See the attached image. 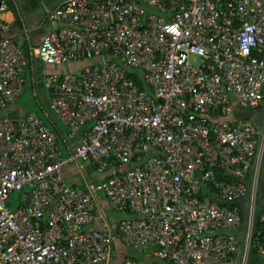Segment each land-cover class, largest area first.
Returning a JSON list of instances; mask_svg holds the SVG:
<instances>
[{
	"label": "built area",
	"instance_id": "2783aa9c",
	"mask_svg": "<svg viewBox=\"0 0 264 264\" xmlns=\"http://www.w3.org/2000/svg\"><path fill=\"white\" fill-rule=\"evenodd\" d=\"M45 20L34 46L24 23L28 53L0 35V110L24 91L28 56L97 59L40 74L66 132L32 109L0 114V264H109L118 238L150 264H246L250 245L264 255V229L252 232L264 125L230 117L264 97V0H58ZM77 159L109 173L67 183L62 166ZM99 192L127 212L115 230L89 227Z\"/></svg>",
	"mask_w": 264,
	"mask_h": 264
},
{
	"label": "crops",
	"instance_id": "0c3cea01",
	"mask_svg": "<svg viewBox=\"0 0 264 264\" xmlns=\"http://www.w3.org/2000/svg\"><path fill=\"white\" fill-rule=\"evenodd\" d=\"M7 1H8V7L3 12V18L7 21L8 26L5 29H0V35H7L14 38L18 43H20L24 51L27 50L28 52L30 43L26 41L24 23H26L27 26H29L31 44L33 46L38 44L43 34L51 28L49 27V25L42 27V24L45 22L43 21V19L45 17L46 11L48 7L55 4L58 0H50L51 2H48L47 0H42V1L38 0V3L41 2L45 6L44 10L41 13L42 16L40 18L38 17V14L34 15L33 12L29 10L31 8H34L33 5L35 4V0H7ZM28 13H32V16H29ZM93 59H97V57L86 58L85 61H88L90 63L93 61ZM31 66H34L35 72L36 70L37 71L41 70L40 74L42 70H45L47 68L51 69V66L49 64L43 63L38 58L31 59L28 57L27 62L23 67V72H28L30 74ZM37 96H39L38 99ZM37 96H34V98H36L37 100L36 102L40 104L41 107H42V103L49 106L48 94L44 86L37 89ZM245 110L248 111L250 110L249 112L252 114V116L249 114L245 115ZM26 111L28 110L24 111L20 107V105L13 102L10 106L6 107L5 109H2L1 113H6L11 117H13L14 119L19 120ZM237 115H243L248 117L249 119L252 118L251 120L255 119L258 121L256 122L259 123L260 126H263L264 97L261 101V104L253 109H242V107L235 105V108L233 112L230 114V117H234ZM62 128L63 131L66 132L67 129L66 126L63 125ZM123 166H125V164ZM260 168H261V164H260ZM260 168L258 174L260 173ZM94 169L97 170L95 168V165L92 164L91 162L77 159L71 162H65L62 166V173L67 183L85 185L88 180H93L90 179V177H88V172L89 173L94 172L97 174V172H95ZM103 171H104L103 176L109 173L108 169H104ZM257 188H258V183H257ZM256 191H255V196H256ZM263 193L264 192H262V197L264 198ZM250 195H251L250 193L247 194L246 198L247 197L250 198ZM243 205L244 203H242V206ZM95 211H96V217L93 220V222L90 223L89 227L97 228L99 230H106L107 228H110L111 230H115L117 222L122 217L127 215L126 211L117 210L112 205H110L108 199H106L105 195L102 192L98 193L96 205H95ZM125 248H126L125 245L118 238L114 243L112 258L109 264H122L124 258L127 256Z\"/></svg>",
	"mask_w": 264,
	"mask_h": 264
},
{
	"label": "rangeland",
	"instance_id": "374dc122",
	"mask_svg": "<svg viewBox=\"0 0 264 264\" xmlns=\"http://www.w3.org/2000/svg\"><path fill=\"white\" fill-rule=\"evenodd\" d=\"M33 6H34V8H31L29 10H31L34 15L38 14V17L40 18L42 16L41 13H42V11L45 8L44 4L41 3V2L38 3L35 0V4ZM149 10H151V9L149 8ZM28 14H29V16H32V13H28ZM43 21H44V19H43ZM47 25H49V27H52V26H54V23H52V22L49 23L48 21L45 20V22L42 24V27H45ZM104 58L105 59L119 58V56L112 57V56H110L108 54H105ZM121 59L122 58H120L119 61H121ZM95 60L96 59H93V61H95ZM197 60H198V58L196 56L192 57V61L193 62H197ZM87 63H89V62L85 61V60L82 61V62H70V63L62 64L60 67H57V66L53 65V66H51V69L47 68L45 70H53V69L54 70L55 69H60V70H64V71L69 70V69L74 70V69L80 68L82 65H86ZM135 68L136 67L126 66V69H128V70L130 69V70H133L134 72L138 73V75L142 79L141 71L138 70L137 68L136 69ZM43 71L44 70H42V72ZM35 73H37V75H38L37 71ZM28 76H29V74H28ZM32 95L33 94L31 93V91L29 89H26L23 93H21L20 97L15 101V103L20 105V107L25 111L26 109H28L29 107H32L34 105L33 104L34 102H33V96ZM242 109H249V108H242ZM249 111L245 110V115L249 114V115L252 116V114ZM0 114H1V110H0ZM253 120H255V119H253ZM255 121H257V120H255ZM95 172H97L98 175L96 173H94V172H90V173L88 172V177H90V179H93L94 181H98L103 176L104 171L95 170ZM82 186H84V185L82 184ZM262 192H264V153H263V157H262L260 173L258 175V188H257V191H256V196H255V202H256L257 210L259 209L260 205L264 206V198L262 197ZM16 193H17L16 191L13 192L14 195H16ZM241 224L242 225L240 227H238L237 230H235V232L237 234H239V236L242 239L244 237V234L246 233V231L248 229V221L244 219ZM125 247H126L125 249H126L127 256H135L138 259H140L143 262H145L146 264H150L151 259H149L146 254H143L141 252H135L131 246H125ZM261 259H262V264H264V255H261Z\"/></svg>",
	"mask_w": 264,
	"mask_h": 264
},
{
	"label": "trees",
	"instance_id": "16d2710c",
	"mask_svg": "<svg viewBox=\"0 0 264 264\" xmlns=\"http://www.w3.org/2000/svg\"><path fill=\"white\" fill-rule=\"evenodd\" d=\"M38 2V0H37ZM26 53L27 50H25ZM28 55V54H27ZM261 56L264 57V54H261ZM29 57V56H28ZM28 70V69H27ZM37 71V70H36ZM41 71V70H40ZM40 71H37L38 72V75L37 73H35V80L34 82H32V78L30 77V74L28 72H23L24 74V85H25V88H24V91L26 89H29L32 93V87L35 86L37 87V89L43 87V84L41 82V79H40ZM127 72L129 75H131L132 77H134L136 79V81L139 83V85L141 87H145L146 84L142 81V79L140 78V76L138 75V73L134 72L133 70H128L127 69ZM29 74V76H28ZM23 91V92H24ZM22 92V93H23ZM264 92V90H263ZM33 96V106L32 107H29L28 109L26 110H29V109H32V110H35L38 115L52 128V129H57L56 127H58L59 129H63L62 126V122L59 120V118L54 114V112L50 109L49 106L45 105L44 103H42V107L40 104H38L36 101V98H34V95ZM39 96H37V99H38ZM42 102V101H41ZM44 109L48 112L49 116H46L43 111ZM58 132V131H57ZM216 177L219 178V179H226L228 178V176L226 175H223L219 170H216ZM209 184H205V187L203 186V189L207 191L210 189V187H208ZM18 193V192H17ZM16 193V194H17ZM263 196H264V193H263ZM245 206H242L241 208V213H242V221L245 219L247 220V212H246V209L244 208ZM261 214H264V206L260 205L259 206V209L257 210V207H256V202H255V211H254V217H253V226H252V232L254 233L258 228H263L264 229V222L262 221L261 219ZM242 225V224H241ZM236 233V232H235ZM241 233V232H240ZM240 238V246L243 247V238L241 239ZM246 264H262V259H261V254L257 251V249L250 245L249 249H248V253H247V259H246Z\"/></svg>",
	"mask_w": 264,
	"mask_h": 264
},
{
	"label": "water",
	"instance_id": "95a60500",
	"mask_svg": "<svg viewBox=\"0 0 264 264\" xmlns=\"http://www.w3.org/2000/svg\"><path fill=\"white\" fill-rule=\"evenodd\" d=\"M255 165V161L253 162V167ZM246 209V206L244 207ZM250 226V225H249ZM239 235V234H238ZM240 237V236H239ZM248 253V251H246V254Z\"/></svg>",
	"mask_w": 264,
	"mask_h": 264
}]
</instances>
